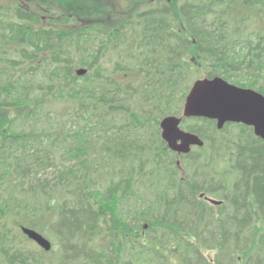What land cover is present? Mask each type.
<instances>
[{
	"label": "trees",
	"instance_id": "1",
	"mask_svg": "<svg viewBox=\"0 0 264 264\" xmlns=\"http://www.w3.org/2000/svg\"><path fill=\"white\" fill-rule=\"evenodd\" d=\"M199 69L264 95V0H0V264H264V141L162 138Z\"/></svg>",
	"mask_w": 264,
	"mask_h": 264
},
{
	"label": "water",
	"instance_id": "2",
	"mask_svg": "<svg viewBox=\"0 0 264 264\" xmlns=\"http://www.w3.org/2000/svg\"><path fill=\"white\" fill-rule=\"evenodd\" d=\"M86 73L84 69L78 71L79 76ZM191 118L215 121L219 130L230 123L243 124L264 141V95L221 77L196 81L186 97L183 116L167 117L161 122L163 140L178 154H189L193 147L204 146L199 136L181 128L183 120ZM22 231L44 251L52 250V243L38 231L26 227Z\"/></svg>",
	"mask_w": 264,
	"mask_h": 264
},
{
	"label": "rangeland",
	"instance_id": "3",
	"mask_svg": "<svg viewBox=\"0 0 264 264\" xmlns=\"http://www.w3.org/2000/svg\"><path fill=\"white\" fill-rule=\"evenodd\" d=\"M88 7H90L89 5H88ZM127 7V6H126ZM91 8V7H90ZM121 7H120V5H119V3H117L116 4V6H115V13H112L111 11H109V10H107V9H105V8H103V10L102 11H100L101 13H103V15L101 16V17H99V18H97L96 20H101V21H110V22H112L113 21V23H114V20H118L119 19V15H120V9ZM140 8H144V7H140ZM86 12L87 11H85L83 14L85 15L86 14ZM89 16V17H88ZM87 16V18H88V21H89V19L91 18V15H88ZM103 19H105V20H103ZM200 71H201V73H202V78H200V79H204L205 78V75H206V71L205 70H201V69H199ZM199 79V80H200ZM46 237V236H45ZM51 243H52V240L50 239V238H48V237H46ZM55 249V250H57V248L56 247H53V245H52V249ZM213 253H206V256L209 258V259H213Z\"/></svg>",
	"mask_w": 264,
	"mask_h": 264
}]
</instances>
